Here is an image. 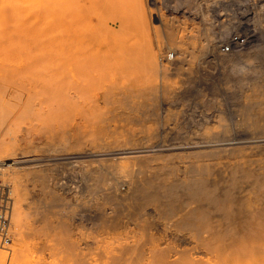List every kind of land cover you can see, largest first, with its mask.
I'll return each mask as SVG.
<instances>
[{"label": "bare ground", "instance_id": "bare-ground-1", "mask_svg": "<svg viewBox=\"0 0 264 264\" xmlns=\"http://www.w3.org/2000/svg\"><path fill=\"white\" fill-rule=\"evenodd\" d=\"M209 1L178 0L168 13L166 0H0V179L13 196L16 264L92 263L68 220L80 209L74 188L63 194L51 169H33L64 159L88 163L72 172L99 213V264H264V25L207 27ZM179 74L189 85L168 82ZM191 102L205 115L175 124L173 105ZM225 103L240 115L230 123Z\"/></svg>", "mask_w": 264, "mask_h": 264}, {"label": "rangeland", "instance_id": "rangeland-1", "mask_svg": "<svg viewBox=\"0 0 264 264\" xmlns=\"http://www.w3.org/2000/svg\"><path fill=\"white\" fill-rule=\"evenodd\" d=\"M214 1H216V3L214 2ZM230 1V2H229ZM232 1V2H231ZM249 1V2H248ZM261 1V2H260ZM169 2V3H168ZM178 2V0H166V2H165V4H163V10L165 9H167L166 10V12H173V7L172 6H174L176 3ZM211 2H214L215 4H213V3H211ZM209 1V2H207V4H208V8L206 9V11L208 12V15H209V17H208V20L209 21H207V27H210V26H213V25H218L219 23H220V21L223 19L224 21H227L228 19H230V20H234V22H236V24H239V26H238V28H242V26H243V24H245V27L246 28H248L249 30H251V29H253L254 28V25H264V22H263V20H264V0H212V1ZM253 4H252V3ZM232 4V5H231ZM171 5V6H170ZM176 5H178L179 6V4L177 3ZM166 6H168L167 8H166ZM171 8H170V7ZM247 6V7H246ZM202 7L204 8V10H205V7L202 5ZM215 8V9H214ZM182 9V8H181ZM179 9V10H176L178 13L179 12H181L182 10H184V9ZM219 9V10H218ZM234 9V10H233ZM244 9H246V11H244ZM261 9V10H260ZM164 10V11H165ZM181 10V11H180ZM210 10V11H209ZM253 10V11H252ZM248 11V12H247ZM251 11H252V13H251ZM248 14H247V13ZM251 14H250V13ZM260 12V13H259ZM263 12V13H262ZM243 13V14H242ZM253 13H254V15H253ZM261 13H262V15H261ZM261 15V16H260ZM220 16V17H219ZM232 16H233V18H232ZM243 16V17H242ZM245 16H247V18L245 17ZM255 16V17H254ZM257 16V17H256ZM259 16V17H258ZM218 17V18H217ZM221 18V19H220ZM226 18H228V19H225ZM235 18V19H234ZM250 18V19H249ZM261 18H263V19H261ZM201 19H199V17H197L196 19H195V23L193 24L195 27H196V29H197V34L201 31V28H202V26H203V23H202V21H200ZM261 22H260V21ZM218 21V22H217ZM238 21H240L239 23H238ZM250 21L251 22H254V23H252V24H250ZM257 23H256V22ZM260 23H259V22ZM247 24H246V23ZM208 23H210V24H208ZM200 25V26H199ZM205 25H206V23H205ZM209 25V26H208ZM241 25V26H240ZM250 25V26H249ZM193 26V27H194ZM214 27V26H213ZM234 30V28H231V32ZM242 31V30H241ZM185 33V32H184ZM234 33V32H233ZM5 54H4V51L2 50V48L0 47V72H1V74L3 73V72H5L6 70H5V67H4V62H5V56H4ZM3 57V58H2ZM7 74L8 75H11V73H8L7 72ZM179 75L181 76V77H179ZM179 75H177V77L175 78V76L176 75H172L171 76V78L168 80V82H172V85H174V86H179V85H181V83L180 82H182V85L183 86H185L184 85V82L186 83V85H189L188 84V82L185 80L186 78V75H184L183 76V74H179ZM183 76V77H182ZM15 77H17V75H15ZM18 78V77H17ZM182 78V79H181ZM185 80V81H184ZM1 81V80H0ZM170 82V83H171ZM0 86H1V82H0ZM15 86V87H14ZM17 90H18V87L16 86V84L14 83V84H10L9 85V87H7V89L5 88V91H4V93H3V98H8V97H10L11 95H13V94H15L16 92H17ZM27 97V95H26V93H24V98H26ZM139 99H140V101H139ZM134 98V100L136 101H139V102H141V101H144L143 100V98ZM194 102H191V105L189 104V106L188 105H185V106H182V105H179L180 103H175L174 105H173V107L175 108H177V109H180V112L177 114V120H175L174 121V119L173 120H167L166 121V124H168V125H166V132H168V131H170V128L171 127H174V125L176 124V123H179V118L181 117V118H184V119H191L192 121H194V120H196V119H199L200 120V118H202L204 115H205V113L206 112H204V111H202V106H199V104H193ZM230 105H231V103H229ZM228 103H225V104H223V106L225 107H223L224 108V112L222 113L224 116H225V118H226V120L228 121V123H230V121H231V117L232 116H236L237 118H239L240 117V115L238 114V113H236L234 110H235V108H236V105H233V106H230ZM106 105H107V107L108 108H111L113 105H108V104H105V106L102 104V107H103V109H108L107 107H106ZM176 105V106H175ZM194 105V106H193ZM198 105V106H197ZM227 107H226V106ZM110 106V107H109ZM115 106V105H114ZM117 106V105H116ZM198 108H197V107ZM232 107V108H234V109H232V108H230V107ZM123 107V106H122ZM122 107H118V111H120V112H122V111H125V110H123L124 108H122ZM186 108V107H188L187 109L189 110H185V109H183V108ZM193 107L194 108H196L195 110H193ZM181 110H182V112H181ZM193 110V111H192ZM199 110L201 111V112H199ZM186 111V112H185ZM211 110H209V114H211V115H213V113L214 114H216V112H210ZM230 111V112H229ZM232 111H234L235 113H233ZM194 112H196V113H194ZM199 112V113H198ZM227 113V114H226ZM180 114V115H179ZM183 114V115H182ZM230 114V115H229ZM14 115V114H13ZM13 115H11L10 116V118H9V120L13 117ZM183 117H182V116ZM202 115V117H200V116ZM222 115V116H223ZM228 116V118H227V116ZM189 117V118H188ZM196 117V118H195ZM194 119V120H193ZM186 120H184V121H186ZM175 122V124H174V122ZM176 121H178V122H176ZM62 122H64V123H66L65 122V120L64 121H62ZM69 122H70V120H69ZM121 123H124V121L122 122V120L120 121ZM27 125H30L31 124V122L29 121V120H27V122H25ZM113 123H119L118 121H114ZM212 123V126L214 127L215 125V127L218 129V127L220 128V125H218V123L216 122V121H212L211 122ZM216 123V124H215ZM215 124V125H214ZM62 127H61V126ZM58 126L59 127H57L58 128V130H64V129H66V124H63V123H59L58 124ZM61 127V128H60ZM169 127V128H168ZM63 128V129H62ZM172 129V128H171ZM217 129H215V130H217ZM137 130H138V133L139 134H141L142 132L140 131V129H135V131L137 132ZM219 130V129H218ZM141 132V133H140ZM22 135V133H19V138H20V136ZM37 135V136H36ZM35 135V137H42V135H40L39 133H37ZM49 134H46V136H48ZM6 141H9V136H6ZM21 147V146H20ZM251 151L250 149H246L245 150V152H246V154H249V153H251V152H249V151ZM37 153V152H36ZM52 153H54V154H59V155H62V156H59L60 158H65L66 156L64 155V154H60V153H63V152H60V153H58L57 151L56 152H52ZM68 163L67 165H66V163ZM71 160H66V159H64V160H62V162H64L63 164H61V163H58V165H56L55 166V164H57V163H52V164H49V163H51L52 161H49V162H46V164H40V165H38V166H35L36 167V169H35V167L33 168L34 170H40V173H42V172H44V171H42V170H48V172L50 171V169H51V171H50V174L51 175H56L57 176V179H58V184L60 185V188L62 187V189H60L61 190V192L64 194L65 192H67L66 191V187L69 185V187H71L72 189L74 188V191L76 192L75 194H74V197L70 200L71 202H73L76 206H75V208H80L79 209V211H78V209H76V211H78V212H76V214H75V212L73 213V214H71V215H69V217H68V220L72 223H74L75 222V224L73 225L72 224V226H73V229H74V231H73V238L77 241V243H78V246H79V248L81 249H78V253L80 254V255H84V254H86L85 255V257L88 259V261H90V262H92L91 264H93V263H97V264H99V262H97L99 259V256H98V251H99V248H100V246L99 245H95V243H97V244H100L101 243V241H100V238L101 237H98V236H101L100 234H101V226L98 228V223H97V221L99 222V213H98V211H97V209H93L91 206H89L90 205V203L89 202H91V199H92V196L90 195V194H88L87 192L84 194V192H83V185H81L82 183V180H81V178L78 176V173H76V175H75V173L74 172H76L77 170H78V168L81 166V165H84V164H87L88 165V163L87 162H83V161H79V163H78V161L77 162H75V163H73V161L72 162H70ZM71 163V164H70ZM80 166H79V165ZM90 165L92 164V163H89ZM94 164V163H93ZM92 164V166H94ZM44 165H47V166H44ZM48 165H49V167H48ZM41 166V167H40ZM52 166V167H51ZM60 166V168L61 169H59L58 167ZM78 166V167H77ZM37 167H40V168H38L37 169ZM46 167H48L49 169H47ZM76 167V168H75ZM42 169V170H41ZM52 169H54V171L52 170ZM59 169V171H57ZM68 169V170H67ZM76 169V170H75ZM74 170V172H72ZM57 171V172H56ZM69 171V172H68ZM72 172V173H71ZM57 173V174H56ZM69 173V174H68ZM72 174V175H71ZM74 175V176H73ZM76 176V177H75ZM71 177H72V180H73V182H71V184H70V182H68V180L69 179H71ZM31 181V182H30ZM33 181V182H32ZM60 181V182H59ZM62 181V182H61ZM31 183V186L29 185L30 183ZM64 182V183H63ZM27 183H28V188H30L31 187V189H38V187H40V182L39 181H36V180H33V179H28L27 180ZM62 184V185H61ZM36 185L38 186V187H36ZM35 186V187H34ZM33 187V188H32ZM65 190V191H64ZM88 194V195H87ZM86 196V197H85ZM97 197V199L98 200H100L101 201V199H100V197L99 196H96ZM99 197V198H98ZM91 198V199H90ZM76 199V200H75ZM96 199V200H97ZM26 201H28L27 199H26ZM78 201V202H77ZM99 201V202H100ZM81 202V203H80ZM82 202L83 203H85V204H82ZM96 202H98V201H96ZM79 205H77V204ZM89 203V204H88ZM82 205V206H81ZM87 205V206H86ZM81 206V207H80ZM85 206V207H84ZM82 207L84 208V209H82ZM87 207V208H86ZM89 207V208H88ZM86 209H89V210H86ZM93 209V210H92ZM91 211V212H90ZM150 211L151 212H154V211H156V212H154V213H152V214H155V213H157L158 211L156 210V209H153L152 207L150 208ZM150 211H148V212H150ZM81 212V213H80ZM84 214H85V217L83 218L82 216H84ZM91 214H93L92 216H91ZM76 215V216H75ZM81 215V216H80ZM88 215V216H87ZM87 216V217H86ZM82 217V218H81ZM35 217H33V216H31V219L33 220ZM87 218H89V219H87ZM94 220V222H93V220ZM81 220V221H80ZM89 220H91V221H89ZM97 220V221H96ZM77 224V225H76ZM91 224V225H90ZM97 224V226H95ZM80 225V226H79ZM94 225V226H93ZM75 227V228H74ZM94 228V229H92V228ZM97 227V228H96ZM91 228V229H90ZM95 228L96 229H100V230H95ZM91 231V232H90ZM93 231H94V234H92L93 233ZM96 231L98 232V234L96 233ZM99 231H100V233H99ZM11 233H12V226H11ZM12 236H11V243L9 244V247L12 249L13 247H14V235L13 234H11ZM75 235V236H74ZM39 238H41V239H43V236H40ZM99 240H98V239ZM93 239V240H92ZM83 241H85V242H87V244H85V242H83ZM97 241V242H96ZM92 243H93V246H92ZM29 244H32L33 245V240H29ZM87 245V246H86ZM94 245L95 246H97V247H94ZM89 247V248H88ZM90 247H92V248H90ZM87 249V250H86ZM90 250H92L91 252H90ZM95 250H97V251H95ZM3 251V253H4V261H3V264H6V261H7V258H8V256H9V253L7 252V251H5L4 249L2 250ZM37 252H35V255H33L34 254V251H33V248H32V251H30L29 253H28V259L29 260H33V258L36 256V257H38V253L40 254V252H38L37 254H36ZM95 253V254H94ZM32 255V256H31ZM41 255H44V257H46V254H45V251L44 252H42L41 253ZM90 257H89V256ZM95 256H97V257H95ZM30 257V258H29ZM33 257V258H32ZM49 258V260H50V258L51 257H48ZM90 258V259H89ZM91 258H93V260L91 261ZM98 259V260H96V259ZM94 259L96 260L95 262H93L94 261ZM68 262V264H72V260H68L67 261ZM95 263V264H96ZM10 264H16V262L15 261H12V250H11V254H10ZM17 264H19V263H17Z\"/></svg>", "mask_w": 264, "mask_h": 264}, {"label": "built area", "instance_id": "built-area-1", "mask_svg": "<svg viewBox=\"0 0 264 264\" xmlns=\"http://www.w3.org/2000/svg\"><path fill=\"white\" fill-rule=\"evenodd\" d=\"M223 50H228L226 43L222 46ZM13 196L11 186L0 179V247L9 253L6 264H10L11 248V211Z\"/></svg>", "mask_w": 264, "mask_h": 264}]
</instances>
